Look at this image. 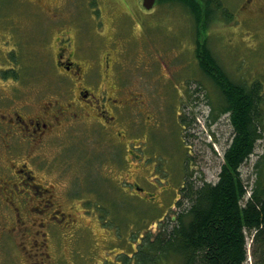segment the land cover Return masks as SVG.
<instances>
[{
  "label": "rangeland",
  "instance_id": "obj_1",
  "mask_svg": "<svg viewBox=\"0 0 264 264\" xmlns=\"http://www.w3.org/2000/svg\"><path fill=\"white\" fill-rule=\"evenodd\" d=\"M137 1L141 6L142 0H0V69L11 66V60L27 61L31 73V89H44L43 98L47 101L56 98L52 58H47L46 74H42L40 78L39 72L43 70V64L38 59V55L43 39L47 38L48 44L52 45L56 36L59 37L63 31H68L67 35H77L78 39L82 40L84 48L86 47L85 53H88V48L102 47L110 38L113 41L117 40V30L114 29L113 23H116L115 27L121 28L127 21L132 24L129 17L120 12L118 6L121 4L135 11ZM243 2L244 0H220L217 18L208 23L207 36L203 39L213 59L232 81L245 82L248 86L253 84L252 82L260 84L264 124V15L261 12L249 11L248 7L254 2L257 3V0H249L247 7L241 10ZM111 6L113 8L108 10L107 7ZM189 7L177 2H165L157 3L156 7L149 11L141 6V10L148 14L142 15L143 12L139 11L143 19L140 20L141 16L136 15L132 19L134 22L144 23L143 38L137 36L135 41L127 43L124 39L128 35L121 36L115 48L126 54L122 69L124 70L122 83L126 88H122L127 98L130 99L140 93L147 103L149 101L153 105L152 92H155L157 114L155 115V112L153 114L155 127L148 132L140 116L127 108L124 115L129 116L130 122L131 117H137L140 123L139 129L135 122H132L131 125H124L121 128L120 135L122 136V131L126 128L127 132H124V136L127 140H131L125 144L128 152L129 148L136 144L134 142L137 139L136 129L139 138H145L151 133L148 150L149 153L155 154V174L163 177L162 180L160 177L157 180L160 182L165 180L167 184L164 186L172 193L181 187L179 184L184 174L187 175L186 169L189 174L191 173L187 176V185L215 183L223 163L224 151L232 137L229 113H220L223 105L222 97L216 91L215 85L198 69L195 58L196 26ZM214 7L215 5L212 6ZM112 9L117 13L113 16V23L108 19L106 22L108 12ZM224 9L227 15L222 12ZM134 11L129 10L128 14H133ZM94 15L95 22L96 18H101V15L105 17V33L100 21L98 24L94 23ZM102 34L103 36H100ZM114 34L115 36L112 37ZM169 75L171 77L165 78ZM180 115L183 121L179 120ZM127 121L125 117L124 122ZM94 125L96 124L92 126ZM87 128L89 129L83 130L85 128L75 125L71 130L74 132L72 136L66 131L59 132L42 149L45 158L53 162V172L52 176L42 172L39 175L53 184L58 189L59 195H63L68 189L70 194H79L82 198L79 202V210L84 209L83 214L73 215L74 220L79 223L70 229H77V224L80 226L77 229L80 234L75 240L73 250L72 245L66 243L62 245L60 251L63 250L65 253L68 251V253L58 264H125V258L127 261L139 240L138 229L142 227L139 219L142 213L146 212V209H143L145 203L150 204L156 215H159L163 209L156 206V202L145 201L129 192L125 194L123 191L124 193L119 194L113 189L115 187L113 182L115 179L119 185L127 186L125 178L131 181L140 175L149 176L152 168L139 170L140 165L134 161L130 168L127 166L124 169L119 168L115 164L117 160L122 163L117 157L120 153L122 156V150L117 148L119 145L114 138L111 141L97 128ZM261 133L262 138L256 142L253 153L240 168V175L248 192L255 188L259 174L264 175V125ZM75 146L79 147L80 151L82 149L87 151L86 155L90 157L88 166L94 164L90 175L97 179H94L95 182L91 180L92 177L89 178L85 170L87 166L84 167L82 162L65 165L62 173L55 171L56 164L62 162L60 153L67 147V153H73ZM132 150L138 151L142 158L147 156L146 145L143 149ZM185 151L188 155L186 164L183 161ZM110 153L113 156L110 158L115 164L108 160ZM82 155L83 153H80L79 159ZM124 156L123 153V159ZM108 175L110 176L106 177ZM149 178H153L152 175ZM160 186L157 184L155 189ZM88 197L93 203L88 209L89 215L85 213L84 208V202ZM112 199L114 204L118 201L123 208L121 210L125 223L121 210L117 212L111 207ZM179 201L183 206L187 203L183 195L179 196ZM134 209L132 220L128 222V213ZM173 210L168 211L167 216L158 220L156 225L157 218H155L149 228L140 232L141 241L144 235L148 239H155L156 233L169 220L168 215L172 214ZM152 225L155 229L157 226V231L152 230ZM148 230L152 233L146 234ZM106 238L108 239L105 240ZM246 243L248 250L246 263L255 264L251 254V238L246 237ZM56 247L54 241L49 242L52 256L55 252L58 253ZM18 252L17 244L0 242V264H19ZM152 252H149L150 255ZM152 255L151 260L154 262L150 260L146 262L147 264H156V262L166 264L160 258L155 259V252Z\"/></svg>",
  "mask_w": 264,
  "mask_h": 264
},
{
  "label": "flooded vegetation",
  "instance_id": "obj_2",
  "mask_svg": "<svg viewBox=\"0 0 264 264\" xmlns=\"http://www.w3.org/2000/svg\"><path fill=\"white\" fill-rule=\"evenodd\" d=\"M248 1L244 0L241 10L247 7ZM157 3L158 1L155 0L150 10L154 6L156 7ZM141 6L139 1H137V10L135 11L121 4L118 6L120 12L132 21V24L127 21L123 28L115 27L116 23H113L112 19L117 13L113 12V9L110 10L106 22L108 19L114 24L118 35L117 40L113 41L110 38L102 47L88 48V53H85L86 47L84 48L82 40L80 41L73 33L75 37L67 35L68 31H63L59 37L56 36L52 45L48 44L47 38L43 39L38 55V59L43 64V70L39 72L40 78L42 74H46L47 58H52L57 90L56 98L47 101L43 98L44 89H31V73L27 61L11 60V66L8 65L7 68L0 69V242L17 244L20 254L19 264H58L60 259H63L68 253V251L66 253L63 250L60 251L61 246L66 243L72 245L73 250L75 240L80 234L79 230L77 231L80 227L79 224L76 225L77 229H70V227L79 223L74 220L73 215L83 214L84 209L79 210L81 196L70 194L69 189L63 195H59L58 189L47 182L42 175H39L42 172L52 176L53 172V162L47 160L42 153L45 144L62 131H66L72 136L74 132L71 130L75 125L85 128L83 130L89 129L87 127L95 129L98 126L99 132L108 136L111 141L114 138L116 144L119 145L117 148L122 150L120 158L124 163L123 169L126 166L130 168L133 161L140 165L138 166L139 170L152 168L149 176L152 175L153 178L142 175L131 181L125 178L127 185L125 190L145 201L156 202V206L163 209L159 213L155 225L172 209L174 212L168 215V219H175V214L182 206L179 196L182 195L183 188L187 186L186 179L191 173L189 174L186 169L187 175L184 174L179 184L181 187L172 193L169 188L164 186L167 184L165 180L163 182L157 180L160 176L155 174V154L149 153L148 150L151 133L145 138H139L137 135L140 124L138 118L133 116L130 122L129 116L124 115L126 109L129 108L140 116L141 122L148 132L155 127L153 115L155 92H152L153 105L149 101L147 103L140 93L130 99L127 98L123 89L126 88V85L122 83L123 59L126 54L122 50L115 49L118 40H121L125 35H128L124 39V41L127 40V43L135 41L137 36L140 39L143 38L144 23L134 22L132 19L136 15L141 16L139 17L141 20L143 19L142 15L148 14L141 10ZM111 8L113 7H107L108 10ZM248 8L249 11L261 12L264 15V0H257V3L254 2ZM129 10L134 13L128 14ZM139 11L143 12L142 15ZM96 19L95 22L94 15V23L98 24L100 21L99 23L104 26L105 33V17L101 15L100 19ZM98 34H100L99 31ZM104 36L106 35L104 34ZM114 36L115 34L112 37ZM166 67L167 65L164 66V68ZM167 77L171 76H165V78ZM155 115H157L156 112ZM125 117L128 119L127 122H124ZM179 120H184L181 119V115ZM132 122L138 126L135 131L137 139L134 140L135 145L131 144L133 148L131 146L127 152L125 144L128 143L127 141H131L124 136L127 129L122 131V136L120 133L124 125H131ZM93 124L96 125L92 126ZM144 145L147 147V156L142 158L138 151L135 152L132 149H143ZM67 149L68 147L60 153L65 156L63 158L61 156L62 162L56 164L55 171L57 173L58 171L62 173V168L65 165L77 160L75 154L67 153ZM111 153L108 160L114 163L110 158L112 157ZM123 153L125 154L124 159ZM186 157L188 155L185 151L183 157L185 164ZM115 165L122 168V166ZM160 178L162 180L163 177ZM157 184L161 186L155 189ZM88 198L84 202L85 206L81 203L86 214L93 204ZM156 229L152 225L154 232L157 231ZM138 239L137 245L142 242L140 237ZM150 240L152 242L154 238H150ZM51 241H54L58 248V253L55 252L54 255L56 257L52 256L49 251V242ZM137 245L134 249H137ZM21 250L22 253H20Z\"/></svg>",
  "mask_w": 264,
  "mask_h": 264
},
{
  "label": "trees",
  "instance_id": "obj_3",
  "mask_svg": "<svg viewBox=\"0 0 264 264\" xmlns=\"http://www.w3.org/2000/svg\"><path fill=\"white\" fill-rule=\"evenodd\" d=\"M157 1L190 6L196 26L195 58L198 68L206 79L215 85L216 91L222 97L220 113H229L232 137L223 154L218 180L215 183L202 182L200 185L185 186L182 195L187 203L180 206L175 219L164 223L162 229L156 233L154 241L151 242L150 238L144 235L137 249L129 255L127 261L125 258L124 262L147 264L155 252V259L160 258L166 264H247L246 237H249L252 240L251 254L254 263L264 264V175L259 174L255 188L249 192L240 175L242 164L253 153L256 142L262 138L264 124L260 84L252 82L253 84L248 86L245 82L232 81L210 54L203 37L207 34L208 23L217 18L220 0ZM222 12L227 15L225 9ZM80 153H83L81 159ZM71 154H75L77 159L71 162H82L84 167L87 166L85 170L89 178L92 177L90 171L94 164L88 166L90 157L86 155L87 151H80V148L76 147L75 152ZM117 157L120 158L119 155ZM117 164L124 167V163L118 160ZM92 178L94 181L95 178ZM113 184V189L119 194L123 191L127 193L124 184L119 185L115 179ZM113 201L114 199L111 200V207L114 210L119 212L123 209L118 201L116 204ZM143 209H146V212L142 213L139 219L142 227L138 229V237L140 232L154 223L151 222L155 218L158 219L150 204L145 203ZM134 211L135 209L128 213V222L132 220ZM121 213L123 216V210ZM170 224L173 225L168 227ZM151 233L148 230L146 234ZM149 252H152L151 255Z\"/></svg>",
  "mask_w": 264,
  "mask_h": 264
},
{
  "label": "water",
  "instance_id": "obj_4",
  "mask_svg": "<svg viewBox=\"0 0 264 264\" xmlns=\"http://www.w3.org/2000/svg\"><path fill=\"white\" fill-rule=\"evenodd\" d=\"M155 0H142L144 8L149 9L153 6Z\"/></svg>",
  "mask_w": 264,
  "mask_h": 264
},
{
  "label": "bare ground",
  "instance_id": "obj_5",
  "mask_svg": "<svg viewBox=\"0 0 264 264\" xmlns=\"http://www.w3.org/2000/svg\"><path fill=\"white\" fill-rule=\"evenodd\" d=\"M154 3H155V2H154ZM153 5H154V4H153ZM151 8H152V7H151ZM151 8H149V9H146V8H145V9H146V10H150Z\"/></svg>",
  "mask_w": 264,
  "mask_h": 264
}]
</instances>
